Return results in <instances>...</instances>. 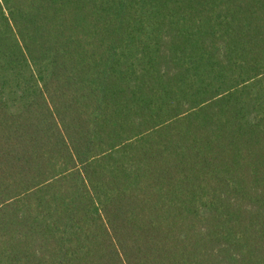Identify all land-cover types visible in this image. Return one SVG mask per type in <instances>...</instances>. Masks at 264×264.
I'll return each instance as SVG.
<instances>
[{
	"label": "trees",
	"instance_id": "16d2710c",
	"mask_svg": "<svg viewBox=\"0 0 264 264\" xmlns=\"http://www.w3.org/2000/svg\"><path fill=\"white\" fill-rule=\"evenodd\" d=\"M0 264H264V0H0Z\"/></svg>",
	"mask_w": 264,
	"mask_h": 264
}]
</instances>
